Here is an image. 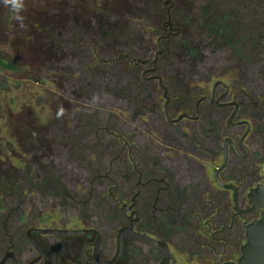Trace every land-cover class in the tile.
Segmentation results:
<instances>
[{
  "label": "flooded vegetation",
  "instance_id": "af4514ba",
  "mask_svg": "<svg viewBox=\"0 0 264 264\" xmlns=\"http://www.w3.org/2000/svg\"><path fill=\"white\" fill-rule=\"evenodd\" d=\"M203 14L227 38L193 33ZM21 15L0 0V264L237 261L264 182V0H25ZM129 30L154 107L113 139V40L124 68Z\"/></svg>",
  "mask_w": 264,
  "mask_h": 264
},
{
  "label": "rangeland",
  "instance_id": "374dc122",
  "mask_svg": "<svg viewBox=\"0 0 264 264\" xmlns=\"http://www.w3.org/2000/svg\"><path fill=\"white\" fill-rule=\"evenodd\" d=\"M117 17L121 18L120 16H117ZM206 20L208 22H206ZM226 21H228V19L222 20L221 18H218L217 20H215V19L211 20V18L209 19L208 16L203 14L201 20H199V22H200L199 27L197 28V30L194 28L193 33H196V34L200 35L199 32L202 31V27L205 26L206 23L207 24L211 23L212 25H210V27L220 29V31L225 35L224 37L227 38V35H228L229 31H231V28H229L228 23H226ZM113 22H114L113 23V29L114 30L119 31V33L120 32H124V23L120 19L114 18ZM130 32L131 31L129 30L127 32V34L124 36V42L128 43V46L126 47L124 45V64L123 65L127 69V72L132 71L136 67L135 66V60H136V58L138 57V54H139V52L136 51V45H135L136 36L134 34H131ZM119 33L117 32L118 35L114 36V40H116L115 37H117L116 41L121 42V36L119 35ZM114 40H113V55H112L113 57H112V59L114 57H117V55L119 56V54L121 56L123 55V53L121 51L122 45L114 42ZM215 42H218V40H216ZM209 43H211V42L209 41ZM125 54H128V58H126ZM196 57H198V56H196ZM120 60H121V63H122L123 58L120 57ZM213 83L207 85L204 82L200 81V82H196V83H193V84H190V85H191L192 88L195 87V86H198L200 91L207 92L208 88L211 91V89L213 87ZM47 85L49 87H51L50 83H48ZM156 91H157V89H156ZM158 91L163 93L162 89H158ZM40 94H43V91ZM184 97H186L185 94H184ZM161 98H162V101H163V104H164L165 100L163 99V94L161 95ZM102 103H103V101H102ZM131 114L132 113H130L128 110H122V109H119L118 107L115 108L114 106L112 107L111 113L109 115L107 114V116H109V118L112 119V121L111 122H107V125L110 127L109 130L113 133V139H117V137H115V135H114L115 132L120 134V123L116 124L115 122H121L120 121L121 117L128 118V117L132 116ZM132 117H134V116H132ZM96 118L98 119L99 116H96ZM176 256L178 257V264H186V262H187L186 261L187 260L186 256L179 255L178 253H176ZM194 264H196V262H194Z\"/></svg>",
  "mask_w": 264,
  "mask_h": 264
},
{
  "label": "trees",
  "instance_id": "16d2710c",
  "mask_svg": "<svg viewBox=\"0 0 264 264\" xmlns=\"http://www.w3.org/2000/svg\"><path fill=\"white\" fill-rule=\"evenodd\" d=\"M114 42H116L114 40ZM116 43H120L119 41ZM121 55H117L113 60L117 61L116 63H112L111 69V97H112V107H118L122 110H128L133 119H137L138 112L144 108L149 107L153 108V100L151 98L142 99L141 93L143 91H151L152 84L146 83L144 84L142 80H140V74L138 73L137 68L135 67L132 71L127 72V69L121 64L120 60ZM103 91L105 85V79L102 82ZM100 82H96L95 92H98L100 89Z\"/></svg>",
  "mask_w": 264,
  "mask_h": 264
},
{
  "label": "water",
  "instance_id": "95a60500",
  "mask_svg": "<svg viewBox=\"0 0 264 264\" xmlns=\"http://www.w3.org/2000/svg\"><path fill=\"white\" fill-rule=\"evenodd\" d=\"M251 204L254 211L260 213V218L246 228V242L241 247V256L237 261L225 262L224 264H264V182L252 190L250 194ZM131 231V230H130ZM42 234H59V230H37ZM87 230L66 231L65 234L78 235L85 234ZM122 233H120V236ZM132 235L140 241L151 245L160 244L151 237L136 234ZM162 245V244H160Z\"/></svg>",
  "mask_w": 264,
  "mask_h": 264
},
{
  "label": "clouds",
  "instance_id": "9594fccd",
  "mask_svg": "<svg viewBox=\"0 0 264 264\" xmlns=\"http://www.w3.org/2000/svg\"><path fill=\"white\" fill-rule=\"evenodd\" d=\"M3 5L14 14L17 22L23 26L24 16L21 13L25 10V0H2ZM64 109L61 107L57 112V118L63 117Z\"/></svg>",
  "mask_w": 264,
  "mask_h": 264
}]
</instances>
